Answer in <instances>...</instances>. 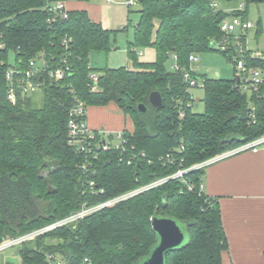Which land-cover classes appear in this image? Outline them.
<instances>
[{"label": "trees", "instance_id": "obj_1", "mask_svg": "<svg viewBox=\"0 0 264 264\" xmlns=\"http://www.w3.org/2000/svg\"><path fill=\"white\" fill-rule=\"evenodd\" d=\"M134 1L139 19L126 47L132 68L96 69L90 66V53L112 49L114 30L93 21L85 10H68L62 17L49 9V0H0L5 45L0 53V244L187 169L182 177H169L21 241L22 264H55V258L65 264H80L84 258L89 264H141L157 242L151 225L155 216L174 219L185 234L164 264H221L227 241L220 207L201 187L205 168L193 166L264 136V50L252 56L243 33L237 39L221 28L233 17L248 20V4L264 0ZM143 47L155 50L154 61L138 60ZM213 50L227 56L234 70L239 59L248 70L258 68L262 82L256 90L243 89L236 72L231 79L194 73L203 80L204 104L202 112H194L183 74L191 68V54ZM7 51H13L14 65L22 69L31 59L46 62L38 76L40 106L32 94L14 104L7 100L3 74L13 66L6 62ZM62 59L71 70L54 80L48 72ZM167 61L177 68H167ZM92 72L97 74L95 89ZM154 90L162 96L159 107L148 100ZM76 98L86 107L114 102L132 119V131L123 130V147L81 150L68 142V112ZM44 171L51 192L39 175Z\"/></svg>", "mask_w": 264, "mask_h": 264}, {"label": "crops", "instance_id": "obj_2", "mask_svg": "<svg viewBox=\"0 0 264 264\" xmlns=\"http://www.w3.org/2000/svg\"><path fill=\"white\" fill-rule=\"evenodd\" d=\"M66 6L68 10H85L93 21L110 29L95 16L96 6L89 0H67ZM152 53L154 58L153 48ZM86 120L89 128L99 132L133 129L132 119L114 102L88 106ZM204 168L203 190L217 198L227 241L221 264H264V149L239 151ZM0 264H22L20 245L1 247Z\"/></svg>", "mask_w": 264, "mask_h": 264}, {"label": "built area", "instance_id": "obj_3", "mask_svg": "<svg viewBox=\"0 0 264 264\" xmlns=\"http://www.w3.org/2000/svg\"><path fill=\"white\" fill-rule=\"evenodd\" d=\"M133 3L134 1L130 0L127 4L130 5ZM48 7L50 10L57 12L58 14H61L62 17L67 16L68 8L66 6V1L64 0H49ZM239 8L241 9L242 6L240 5ZM252 26L253 24L249 20H242L239 17H233L231 19L224 20L222 22L221 28L226 33L230 34V33H233V31L237 27H239L241 31H245L251 28ZM239 37H237V39ZM234 38L236 37L234 36ZM67 41L68 40L66 38L62 40L64 44H66ZM4 49H5V45H4L2 34L0 33V53H2ZM259 54H260L259 51H255L251 53L252 56H258ZM172 57L175 58V56H172ZM36 59L37 58L31 59L28 62L27 67L23 69L13 64V66H8V68L5 70L3 75H4L5 81L7 82L6 98L10 103L14 104L19 97L29 96L40 89L41 82L39 81L38 76L42 72L46 71V62L44 61L42 57H39L38 59L41 60V64H37ZM189 61L191 62V68L185 71L183 74L185 81L188 83L189 87L203 88V80L194 75V73L196 72L192 68V65L198 61V55L191 54L189 56ZM6 62H7V59H6ZM61 62H62L61 65H59L58 67L54 69H50L48 72L49 77L53 78L54 80L63 78L65 75L69 74L71 70L69 65L66 63L65 59H62ZM172 66L174 68H177V65H175V63ZM235 72H236V75H238L237 79L241 81V87L243 89L256 90L258 85L262 82L261 71L258 68H251L248 70L242 59H239L237 61ZM89 77L93 82L92 89H95L96 87L95 82L97 81V74L95 72H92L89 75ZM191 97H192V94H191ZM189 105L190 103L187 104V106ZM183 114L184 112L181 110L180 116H183ZM86 116H87L86 105L81 100L76 98L68 112L67 125H68V132L70 136L68 142L70 144L76 145L81 150H86V147H89L88 150H90L91 145L100 147L103 149L123 147V143H125L123 130L117 131L114 134L108 133V132L94 131L93 129L89 128L87 120H86ZM260 149H264V136H261L250 142L244 143L238 146L237 148L221 153L215 157H212L210 159L197 163L193 166V168L205 167L215 160H218L220 158L226 157L228 155H231L239 151L251 150L253 152H256ZM186 171L187 169H178L174 174H172L169 177H182ZM168 178H163L161 180L154 181L148 185L132 189L130 191L124 192L120 195H117L113 198H110L106 201H103L93 206H83L77 212L67 216L66 218L58 222L47 225L41 230L33 231L31 233L22 235L20 237L6 240L2 244H0V248L3 246L11 245V244H19L21 241L28 239L41 231L51 229L57 225L75 221L79 218L84 217L85 215L91 212H94L98 209H101L115 202L126 199L130 196H133L141 191H144L145 189H148L158 183H161ZM89 185L90 186L93 185V182L90 181ZM202 186L203 185H201V187ZM100 192H103V190H100ZM54 263L55 264H65L60 258H55ZM80 264H89V259L84 258L83 262Z\"/></svg>", "mask_w": 264, "mask_h": 264}, {"label": "rangeland", "instance_id": "obj_4", "mask_svg": "<svg viewBox=\"0 0 264 264\" xmlns=\"http://www.w3.org/2000/svg\"><path fill=\"white\" fill-rule=\"evenodd\" d=\"M90 3L95 4V16L99 17L100 21L108 28L115 31L114 43L112 49L108 51H93L90 53V66L93 68H101L108 66L109 68H118L126 66L132 68L133 64L127 60L126 47L127 41L132 40L133 26L139 19L137 9L139 4L134 0L133 4L128 6L130 0H89ZM129 8V12L127 11ZM247 19L252 22L253 26L246 31L241 32L239 27L233 31L234 36L237 38L241 33L245 35L244 45L251 51L264 50V4L262 3H249L247 7ZM260 26L258 27V21ZM259 28V29H258ZM218 47L215 45V49ZM142 51L143 54H138V60L141 62H152L153 58L152 48L143 47L138 49V53ZM198 61L192 65V68L199 75H204L207 78H224L231 79L235 74L233 62L219 51H206L198 53ZM13 51L6 52L7 62L13 65L14 62ZM37 64H41L40 59H36ZM166 67L171 68V61L166 62ZM192 98V111L202 112L204 109L203 89L201 87L189 88ZM34 104L41 105L42 92L36 91L32 94Z\"/></svg>", "mask_w": 264, "mask_h": 264}, {"label": "water", "instance_id": "obj_5", "mask_svg": "<svg viewBox=\"0 0 264 264\" xmlns=\"http://www.w3.org/2000/svg\"><path fill=\"white\" fill-rule=\"evenodd\" d=\"M148 100L155 107L161 106L163 102L162 96L157 90L149 93ZM138 109L144 111L146 108L144 104L139 103ZM39 175L48 183V189L51 192L53 189L46 172H41ZM151 225L158 236L157 242L141 264H164L167 252L180 247L184 243V230L174 219L169 217L155 216L151 219Z\"/></svg>", "mask_w": 264, "mask_h": 264}]
</instances>
